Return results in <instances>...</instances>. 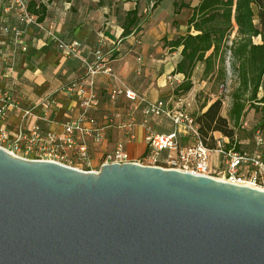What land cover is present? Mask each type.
<instances>
[{
  "label": "water",
  "instance_id": "water-1",
  "mask_svg": "<svg viewBox=\"0 0 264 264\" xmlns=\"http://www.w3.org/2000/svg\"><path fill=\"white\" fill-rule=\"evenodd\" d=\"M0 264H264V190L136 162L84 171L0 147Z\"/></svg>",
  "mask_w": 264,
  "mask_h": 264
},
{
  "label": "crops",
  "instance_id": "crops-1",
  "mask_svg": "<svg viewBox=\"0 0 264 264\" xmlns=\"http://www.w3.org/2000/svg\"><path fill=\"white\" fill-rule=\"evenodd\" d=\"M199 2L37 0L34 8L44 7L40 21L37 19L36 24L23 27L17 42L10 34H0V107L4 93L14 102V106H8L4 115H0V128L7 131L10 139L19 130L27 131L34 125L61 134L64 125L80 113L79 97L66 91L65 86L82 78V60L91 58L95 50L101 49L107 65L117 75L116 80L106 73L94 78L93 91L99 105L89 113L103 126V138L96 140L91 135L77 132L75 148L85 144L89 159L85 167L93 171L100 169L104 155L119 142L132 160L150 153L145 140L146 127L134 125V137L130 139L122 127L129 120V112L122 106L109 111L113 107L109 106L108 93L120 82L150 101L170 99L176 102L182 98L191 103V96L207 85L204 77H198L203 73L204 65H198V73L195 72L197 64L193 69L191 89L185 95H175V87L184 81V75L175 72L182 46L172 48L169 42L188 32L198 33L192 27L188 31V19ZM180 4L185 6L176 12ZM32 14L38 18L35 12ZM132 18L133 22L130 21ZM16 21V11L8 3L0 2V27L14 25ZM235 35L236 26L231 38ZM58 38L79 41L77 54L66 58L56 46ZM253 42L260 43V36L254 37ZM170 75L176 78L175 84L167 79ZM120 101L130 103L123 97ZM212 102L209 101L207 106ZM221 115L228 117V113ZM66 152L76 159V150ZM163 156L159 153L160 158Z\"/></svg>",
  "mask_w": 264,
  "mask_h": 264
},
{
  "label": "built area",
  "instance_id": "built-area-1",
  "mask_svg": "<svg viewBox=\"0 0 264 264\" xmlns=\"http://www.w3.org/2000/svg\"><path fill=\"white\" fill-rule=\"evenodd\" d=\"M27 1L0 0V2L8 3L16 11L17 17L16 24L2 25L0 34H10L17 42L23 33L24 26L36 24L37 17L29 12ZM56 46L66 58H69L77 54L80 43L77 40L65 42L58 38ZM92 55V61L87 58L82 60L84 65L82 78L65 86L66 91L79 97L80 113L77 118L64 125L62 133L43 130L39 125H34L30 130H19L15 137L10 139L7 131L0 128V147L24 159L51 160L80 170L91 171L82 168L89 161L87 148L83 143L75 148V134L81 132L93 136L96 140L103 138V126L89 113L91 109H95L99 105V100L93 91L94 78L100 73H106L109 77L117 79L114 69L103 60L104 55L101 49L95 50ZM226 62L228 77L226 83L221 85L224 91L227 90L230 81L229 52ZM167 79L173 84L177 82L176 78L171 75ZM3 97L4 101L0 107L1 116L4 115L8 106H14V102L8 94L4 93ZM122 97L132 101L135 107L142 105V113L145 116L166 115L172 120L174 128L168 133H157L147 129L145 140L150 148V153L141 159H130L123 144L119 142L111 152L104 155L103 163L136 162L174 168L264 190V136L258 129L253 131L254 148L251 152L243 149L236 150V141H230V138L226 136H216L217 132H213V145L208 146L200 137L194 117L181 107L169 108L164 99L147 100L138 92L119 82L110 89L108 99L114 102ZM178 101L182 102L183 99L179 98ZM122 127L126 130L128 137L132 139L134 137L133 122L127 121ZM185 136L190 137L191 140L184 142ZM73 150L77 152L75 160L73 155L70 156L66 152ZM161 151L165 152V157L162 161H158L157 154ZM217 172H221L222 176L215 177Z\"/></svg>",
  "mask_w": 264,
  "mask_h": 264
},
{
  "label": "trees",
  "instance_id": "trees-1",
  "mask_svg": "<svg viewBox=\"0 0 264 264\" xmlns=\"http://www.w3.org/2000/svg\"><path fill=\"white\" fill-rule=\"evenodd\" d=\"M36 1H27L28 10L31 13L35 12L40 21L44 7L38 5V9L34 8ZM182 6L185 5L180 4L176 12ZM130 21L133 22L134 18ZM234 26H236V35L231 38ZM191 27L198 33L188 32L169 42L172 48L182 46L175 72L182 73L184 81L175 87L174 94L179 96L191 89L190 77L199 62L204 65L202 78L215 73L216 79H224L226 77L225 55L229 52L230 68L237 78V85L230 93L232 102L228 117L221 115L222 101L219 98L208 106L207 101L202 103L193 117L201 139L208 146L213 145V132H220L230 138V141H236V150L243 149L251 152L254 148V129H258L264 136V0H200L193 7L192 15L188 19V31ZM258 36L261 42L256 44L253 38ZM63 40L71 41L64 38ZM209 50L211 52L206 55ZM91 56L87 58L89 61L93 60V55ZM248 105L255 107L256 110L259 109L261 115L252 128L251 145L246 149L242 148L240 143H237L239 141L234 138V128L239 126ZM159 153H163L164 156L160 158ZM159 153L157 160L162 161L165 152Z\"/></svg>",
  "mask_w": 264,
  "mask_h": 264
},
{
  "label": "rangeland",
  "instance_id": "rangeland-1",
  "mask_svg": "<svg viewBox=\"0 0 264 264\" xmlns=\"http://www.w3.org/2000/svg\"><path fill=\"white\" fill-rule=\"evenodd\" d=\"M30 25H32V24H30ZM30 25H28V26H30ZM227 55L228 54L225 55V61H224L225 72L227 70V62H226L227 61ZM200 64H203V63H201V62L197 63V69H195V72H197V73L200 70V66H198ZM229 70H230V76H229L230 81L228 83V87H227L226 91H224V89L221 88V85L223 83H226V79L228 77L227 72H226V77L224 79H221V78L216 79V77L214 75L215 73H214L212 76L208 75L207 77H205V81L207 82V85L205 86V88L203 90H200L199 92H197L191 96V100H192L191 103H187L185 101V99H183L182 102H179V101L175 102V101H172L170 99H165V101H167V103H168V107L173 108V109L177 108V107H181L188 114L193 116V114L195 112L199 111V108L202 105V103H204L205 101H207V103H208L209 101H214L217 98H219L222 101L221 113H223L224 115L227 116L228 110H229L231 102H232L231 97H230V93L232 92L233 88L237 85L236 76L233 74L231 68H229ZM198 77L201 78L202 73ZM209 77H211V78L209 79ZM200 84H201V81H200ZM183 94L185 95L186 93H183ZM129 102H130L129 104L122 103L120 101V98L114 102L109 100V106L113 107V109L109 110V111H114L115 108H119V106H122V108H124L126 110V112L127 111L129 112V114L127 116V117H129L128 122L132 121L133 125L140 124L142 126H145L146 131H147V129H149L151 131L159 132V131H165L167 128L172 129V127H173L172 120L169 117H167L166 115L145 116L142 113V105L135 107V105H134V103H132V101H129ZM260 115H261V113H260L259 109L256 110L255 107L248 105L245 113L243 114V116L239 122V126L234 128V138L237 141H239L237 143H240L242 148L244 147L247 149L251 145V131H252L253 126L259 121ZM215 135L216 136H219V135L224 136L220 132H217ZM183 140H184V142H189L191 140V138L188 136H185L183 138ZM148 154H146V155H148ZM146 155H144V156H146ZM144 156H141L137 159H141ZM73 165H75V163H73ZM161 165L165 167V165L163 163H161ZM82 168H86V167L83 166ZM215 175H216L215 177H221L222 173L217 172Z\"/></svg>",
  "mask_w": 264,
  "mask_h": 264
}]
</instances>
